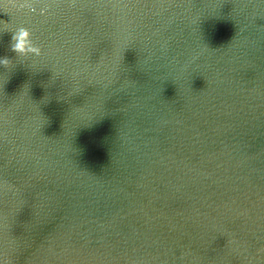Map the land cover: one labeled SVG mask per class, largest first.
I'll return each mask as SVG.
<instances>
[{
  "label": "water",
  "instance_id": "95a60500",
  "mask_svg": "<svg viewBox=\"0 0 264 264\" xmlns=\"http://www.w3.org/2000/svg\"><path fill=\"white\" fill-rule=\"evenodd\" d=\"M5 56L0 264H264V0H0Z\"/></svg>",
  "mask_w": 264,
  "mask_h": 264
},
{
  "label": "clouds",
  "instance_id": "9594fccd",
  "mask_svg": "<svg viewBox=\"0 0 264 264\" xmlns=\"http://www.w3.org/2000/svg\"><path fill=\"white\" fill-rule=\"evenodd\" d=\"M4 7L7 9L8 4H5ZM20 7H27L30 10H35L30 3L21 5ZM45 11V8L40 9L41 14H43ZM11 41V49L15 53L24 55H27L29 53H33L35 55L41 54V48L33 42L31 31L27 27L21 26L17 28L12 34ZM11 63V59L7 56L0 58V64L4 65L5 67H8Z\"/></svg>",
  "mask_w": 264,
  "mask_h": 264
}]
</instances>
